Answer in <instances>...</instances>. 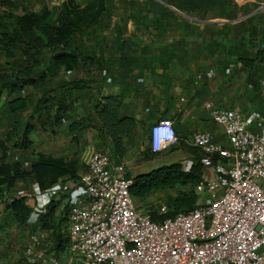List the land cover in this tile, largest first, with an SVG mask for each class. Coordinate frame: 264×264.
<instances>
[{"label": "crops", "instance_id": "1", "mask_svg": "<svg viewBox=\"0 0 264 264\" xmlns=\"http://www.w3.org/2000/svg\"><path fill=\"white\" fill-rule=\"evenodd\" d=\"M232 1V16L216 17H201L164 3V7L151 5L150 0L114 2L69 41L70 47L80 51L78 65L70 70L50 64L59 47L42 48L34 77L43 76V80L24 86L10 98L25 97L27 114L45 93L61 99L67 111L59 124L53 121L57 102L47 116L34 114L30 147L20 149L22 155L15 161L10 155L2 161L28 169L38 153H45L77 158L86 165L90 153L99 149L121 160L111 141L96 127L69 129L72 121L83 118L99 125L95 105L106 96H118L135 117L134 130L123 136L125 153L137 151L144 126L160 118L173 120L179 140L186 141L195 129H205L223 144L226 136L223 128L211 121L210 106L258 110L264 118L263 88L258 83L264 78V0ZM240 59L249 62L242 64ZM9 62L13 64V60ZM10 64L6 72L11 71ZM5 96L3 93L2 99ZM167 148L154 153L149 161L156 163L162 158L156 155ZM170 163L158 162L153 168ZM32 181V177L18 178L13 186ZM3 217L9 220L7 212ZM27 230L8 222L0 228V264H17L14 256L25 244Z\"/></svg>", "mask_w": 264, "mask_h": 264}, {"label": "built area", "instance_id": "2", "mask_svg": "<svg viewBox=\"0 0 264 264\" xmlns=\"http://www.w3.org/2000/svg\"><path fill=\"white\" fill-rule=\"evenodd\" d=\"M6 9L0 3V10ZM258 83L264 99V78ZM208 113L223 128L227 142L214 140L209 130L191 132L190 142L199 152L202 167L195 186L202 194L197 205L153 219L133 202L129 191L133 175L125 162L94 150L86 170L75 178L61 177L45 187L32 181L29 186L0 192V212L19 197L28 208L30 229L25 244L16 250L15 262L264 264V118L258 110L242 112L216 105ZM177 139L172 119L150 124L152 152L162 151ZM51 204L66 207L61 227L66 241L61 251L54 248L47 232L33 230ZM156 208L160 214L166 211L161 203Z\"/></svg>", "mask_w": 264, "mask_h": 264}, {"label": "trees", "instance_id": "3", "mask_svg": "<svg viewBox=\"0 0 264 264\" xmlns=\"http://www.w3.org/2000/svg\"><path fill=\"white\" fill-rule=\"evenodd\" d=\"M156 5L164 7L163 2L189 12L204 5H211L224 2L225 0H161ZM14 2V1H13ZM13 2L0 1L5 3L10 10ZM114 0H62L53 8L43 6L39 11L25 9V11L9 15L10 24L4 27L0 22V51L7 61L6 66L13 60L15 65L11 71L0 67V128L4 129V138L0 137V149L4 155L7 145L11 142L13 148L26 149L31 145L29 133L34 129V114L48 115L54 102H57L53 121L59 124L67 111V106L61 99H54V96L45 93L36 100L33 108L25 114L27 108L26 98L22 96L10 98L13 92H17L27 85H34L37 80H43V76L34 77L35 66L39 64L38 55L42 48H56L50 57V64L63 66L70 70L78 65L80 51L77 47H70L69 41L76 31L82 30L95 23L101 13L109 8ZM151 2H156L151 0ZM231 6V5H230ZM231 8V7H230ZM232 11V8H231ZM233 13V11H232ZM227 16H230L227 15ZM232 16V15H231ZM4 19V18H3ZM242 64L249 61L240 59ZM12 62V63H13ZM3 93L5 97L2 99ZM96 115L100 121L99 125L92 124L87 119H78L70 123V130H80L85 127H96L100 133L111 141L114 153L122 157L126 152L123 144V136L132 133L136 126L135 117L128 112L127 105L118 96H106L95 105ZM149 151L152 152L149 146ZM83 164L77 158L64 159L45 153H38L28 169L20 168V164L14 162L12 165L0 159V192L13 187L18 178L32 177L41 187H45L61 177L75 178L78 176ZM202 167L199 157L188 169L184 170L180 162H173L155 167L147 172L137 173L132 176L133 183L129 188L132 198L143 200L150 193L156 190L173 188L176 185L192 186V193H181L170 196L166 200V211L158 213L157 208L148 210L155 220L162 219L174 214L178 210H187L196 205L197 192L196 184L201 178ZM66 207H59L56 204L49 205L48 212L41 217L40 221L33 227V230L48 232V238L52 239L54 248L63 250L65 239L61 234V227ZM9 215V220L3 214ZM4 223L0 228H5L6 223L20 225L25 228L28 208L23 198H14L6 203L3 212H0ZM1 222V221H0ZM30 229V228H28Z\"/></svg>", "mask_w": 264, "mask_h": 264}, {"label": "rangeland", "instance_id": "4", "mask_svg": "<svg viewBox=\"0 0 264 264\" xmlns=\"http://www.w3.org/2000/svg\"><path fill=\"white\" fill-rule=\"evenodd\" d=\"M62 0H15L12 4H10V10L4 11L0 10V22L3 23L4 27L9 26L10 24V17L9 15L14 13H19L22 11H25V9L33 10V11H39L43 6H46L48 8H53L58 6L61 3ZM115 2L125 3L126 0H114ZM156 2H151V5H155L159 0H155ZM241 0H238L240 2ZM233 3L232 0H225L224 2L220 1L219 3L211 4V5H204L203 7L196 8L193 10L195 14L201 16V17H216V16H223V15H232L231 11V4ZM4 18V19H3ZM1 30V28H0ZM2 52H0V67L5 68L8 67L4 64L5 59L2 56ZM15 65L10 64V67ZM5 66V67H4ZM148 127L149 124L145 125L143 128L142 137L143 140L141 142L140 148H138L135 152L130 153H124V155L121 157V161H125V165L131 175H135L137 173L141 172H147L151 170L156 163L166 161V162H180L181 167H190L193 165L197 158L199 157V152L197 148L191 144L190 137L191 132L187 136V140H179L172 145H170L166 151H163L162 155H156L162 157L160 160H156L155 162L149 161L151 158H153V154L149 151V140H148ZM0 137L4 138V129L0 128ZM7 149H10V151L5 152L4 155L2 154V151L0 149V159L6 155H10L13 161L15 159H18V156L20 157L22 155V152L20 149H14L10 142H6ZM109 153V152H108ZM114 157V155H112ZM118 160L117 158H113ZM8 161V160H7ZM11 161V159L9 160ZM9 164H13V162H8ZM81 167V171L84 172L87 168L85 164H79ZM25 186H29L27 183ZM192 186L187 185H176L173 188H168L164 190H156L150 193L145 199L138 200L133 198V202L137 208H143L146 210H151L153 207H157L160 203L166 205V200L170 196H176L181 193L190 194L192 193ZM197 192V191H196ZM197 199H196V205L201 201L202 194L197 192ZM0 217L1 214H0ZM9 243V242H8ZM11 243V242H10ZM22 247H19V249Z\"/></svg>", "mask_w": 264, "mask_h": 264}, {"label": "water", "instance_id": "5", "mask_svg": "<svg viewBox=\"0 0 264 264\" xmlns=\"http://www.w3.org/2000/svg\"><path fill=\"white\" fill-rule=\"evenodd\" d=\"M163 3H164V2H163ZM164 4L170 6L169 4H166V3H164ZM170 7H172V6H170Z\"/></svg>", "mask_w": 264, "mask_h": 264}]
</instances>
